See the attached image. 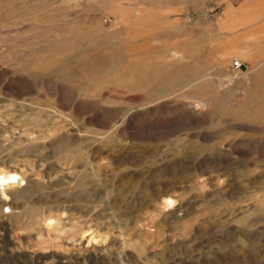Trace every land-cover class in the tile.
Instances as JSON below:
<instances>
[{
    "label": "rangeland",
    "instance_id": "rangeland-1",
    "mask_svg": "<svg viewBox=\"0 0 264 264\" xmlns=\"http://www.w3.org/2000/svg\"><path fill=\"white\" fill-rule=\"evenodd\" d=\"M0 175V264H264V0H0Z\"/></svg>",
    "mask_w": 264,
    "mask_h": 264
},
{
    "label": "bare ground",
    "instance_id": "bare-ground-1",
    "mask_svg": "<svg viewBox=\"0 0 264 264\" xmlns=\"http://www.w3.org/2000/svg\"><path fill=\"white\" fill-rule=\"evenodd\" d=\"M242 67V66H241ZM240 67V68H241ZM243 68H244V66H243ZM17 177V176H16ZM16 177L15 176H12V175H9V176H6V175H0V186L2 185V183L3 182H5V181H12V182H14V180L16 179ZM7 178H8V180H7ZM166 202H167V204L169 205V204H171V200H168V199H166ZM238 247V246H237Z\"/></svg>",
    "mask_w": 264,
    "mask_h": 264
},
{
    "label": "built area",
    "instance_id": "built-area-1",
    "mask_svg": "<svg viewBox=\"0 0 264 264\" xmlns=\"http://www.w3.org/2000/svg\"><path fill=\"white\" fill-rule=\"evenodd\" d=\"M231 66H232V68H233L234 70H239L240 67L242 66V64H241L240 61H238V60H234V61L232 62V64H231Z\"/></svg>",
    "mask_w": 264,
    "mask_h": 264
},
{
    "label": "water",
    "instance_id": "water-1",
    "mask_svg": "<svg viewBox=\"0 0 264 264\" xmlns=\"http://www.w3.org/2000/svg\"><path fill=\"white\" fill-rule=\"evenodd\" d=\"M241 69H243V66L241 67Z\"/></svg>",
    "mask_w": 264,
    "mask_h": 264
}]
</instances>
